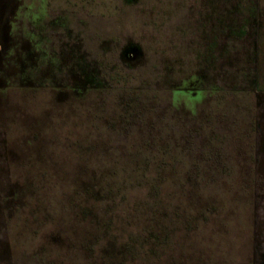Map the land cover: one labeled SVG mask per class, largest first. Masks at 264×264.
I'll return each instance as SVG.
<instances>
[{"label": "rangeland", "instance_id": "obj_1", "mask_svg": "<svg viewBox=\"0 0 264 264\" xmlns=\"http://www.w3.org/2000/svg\"><path fill=\"white\" fill-rule=\"evenodd\" d=\"M7 1L10 0H0V15L5 16L4 14H6L11 18L12 14L16 13L15 10L18 6L14 0L10 3H7ZM29 1L33 2L32 7L35 3H38L35 0H19L20 5L22 4L24 8L28 5ZM102 1L103 0H68V3H70V9L58 6V11L56 13L52 12L51 15L61 17L63 14L65 16L62 23L67 21L69 30H73L67 32V34L71 35L72 39L64 36L62 37L63 41H61L59 40V34L53 33L50 28L47 37L43 36L44 38L39 44L44 49L50 48L48 46L50 44L58 45L62 48H73L75 54L79 55V58L77 60L74 59L75 65L72 67L75 73L81 75L90 74L89 71L97 65V58H101L103 62H106L108 57L109 61L111 59V63H114L112 64L114 69L120 67L119 65L121 64L123 68L121 71L122 73L124 71L128 73L135 71L134 74L136 75L137 73L141 78L140 82H135L137 83L138 88L144 86L147 88L146 91H151L149 92L150 94H152L158 87V84H154L155 76H167L169 73L170 77L173 79V82H171L170 85L175 89L187 88L186 91H189L188 89L191 88L189 87L190 84H185L189 83L188 81H184L183 83H181V81L187 79L190 75H192L193 78L199 77V81L194 85V87L198 89H195L194 91L197 93L196 96L192 97L187 94L188 92L183 91L175 92V94L171 96H164L165 98L161 96L159 101L153 99L154 101L146 109L147 113L155 111L158 113L157 115L160 114L161 119H166L165 114L170 109H173V112L175 113H182L183 116L186 117L185 120L183 119V121L180 122L185 125V131L182 132V140H180L182 142L178 143L177 140H175V137L171 136L170 140H168V137H166L167 139L163 138L162 141L164 143L172 141V145L177 142L179 145H183V147H187V145H191L192 147V144L194 146H203L206 142L205 131L207 129L204 130L202 127L204 125L202 114L204 109L206 113L212 109V107L209 108V105L216 102L217 98L215 92L222 90L221 88L230 87L232 84L238 85L237 87H239V90L241 91H245L246 89L249 90L252 85L247 78L251 77L250 73L252 70L256 71L259 69L264 73V30L261 31L263 33L262 35L259 31V29L264 27V0H261L263 3L262 6H260V9H257L259 4L257 0H106L112 2V4L110 3V6L113 9V16L111 18L106 16L108 11H105V9L108 4H105ZM219 2H224V5H220ZM6 4L9 5L6 6ZM58 5H60L59 1ZM192 5L194 8L200 6V10L197 11L193 9ZM34 6L37 7V5ZM24 8L20 13L25 16L23 30L26 32L25 34H27L29 22L26 13L28 11H24ZM53 9L56 8H52V10ZM90 9L92 10L93 15H89L88 11ZM255 9L256 12L254 13ZM109 11L112 12L111 9ZM221 23H223V26ZM242 27L248 28L245 34L240 31ZM1 29L4 31H2V39L7 40L9 31L7 30L6 22L1 24ZM23 30L21 29V33H23ZM74 31H76L77 35L80 33L79 42L73 38L74 34H71ZM30 33L33 38H39L34 32L31 31ZM24 36L25 35L23 34V37ZM135 45L139 47L143 53L141 52L138 58L140 60V67L131 70L124 61V54L127 53L126 49L128 47ZM128 54L136 55L133 50H130ZM200 55L203 56L202 62L197 60ZM101 67L102 64L99 63V68L101 69ZM46 68L48 71L51 69L47 66H44L41 69L42 71H45ZM102 70L105 71V67H103ZM207 73H209V77L212 78V80L208 81V83L203 86L204 83H202L201 77ZM244 74L245 76H243ZM69 79L70 77L67 81H69ZM72 80L76 79L72 78ZM193 81L195 82V80ZM78 83H81V81H78ZM162 83L166 82L162 80ZM52 92L57 94L58 91L53 89ZM120 92L122 93L121 99L125 98L129 101L130 96H128L124 90H120ZM223 92L224 94L226 93V91ZM16 94L17 99L13 100V106L11 107L15 110V114L22 118V116H25L27 106L31 110L32 105H29V102L27 105L26 98L23 94L20 92H16ZM106 97L108 98L107 100L104 101L103 96L101 97L102 99L98 101L103 103L98 109L95 106L90 109V101L88 104L87 102L84 103V107H82L84 111L80 114L81 119L83 120L81 126L80 122L76 127L75 125L68 124V121L66 120V125L64 126L65 132L63 133L65 136H62V138L58 140L59 143H61V146L66 147L72 145L74 141H76L74 138L75 133L80 134L83 137V134L88 132L87 129L89 128L86 119L93 118L92 115H95V123L104 127L109 123L112 124V122L117 121V118H120L118 115L116 117L115 114L112 113L113 106H115V95L109 92ZM33 98H35V102L38 99L37 96ZM202 98H204L202 104L193 112L192 106L195 103H198V100H201ZM253 98H256V124L258 129L256 134L257 138L256 135L254 137V139L258 140V143H256V147H254L253 150L254 155H256L255 168L258 173H263L264 175V94L256 93V97L254 96ZM5 102L6 101L3 97H1L0 110L3 109L4 106L2 105ZM105 102L107 103L108 108L104 104ZM144 102H149V98L145 97ZM229 102L235 103V106L239 103L242 106V109L245 106L244 100H230ZM10 103L12 102H9V104ZM152 106H154V108ZM239 111L240 110H238V112ZM72 118H75V110ZM214 118H219L217 121V126L218 124L220 125L218 130L223 134L227 133L229 135L230 132H227V129H229L228 124L230 123V117H225V119L222 120L220 114L215 115ZM1 122L0 118V123ZM56 123H54V125H56ZM83 124L86 128L82 127ZM146 124L148 126L143 125L142 123V129L146 131V135L149 133L150 127H152L150 128V131L153 132L154 126H159L157 133L161 128L166 127V121H164L163 124H160L157 120H155V122L149 120ZM186 125H188V127H186ZM206 126H208V123H206ZM224 127L226 130L223 131L222 129ZM56 129L57 125L53 130H50L49 133L54 135V130ZM210 134H212V132ZM86 136L85 140L88 139ZM100 138L101 137L97 135L96 139L91 141V144L94 145L96 142H99L98 139ZM186 140H189V144ZM82 141L83 140H81V143ZM122 142L124 141L121 140L120 144H122ZM231 143L232 145L239 144L238 140H235V142L231 141ZM98 154L100 155L99 151ZM87 156V159L89 158L91 162L93 160L95 161L94 157H96V155L92 156V154H89ZM64 157L69 159L72 158V155L67 154ZM97 160L105 162L107 161V158L106 156L102 157L100 155V158L98 157ZM199 160H201V158ZM127 161L130 162L129 159ZM201 161L203 163V160ZM71 163L72 160L67 161L65 164L66 168L64 175L66 178H64V180L72 179L74 181L75 176L72 175L74 171L69 173L68 164ZM79 168L80 165L78 166L80 174L86 176V174H83ZM204 168L205 170L208 169L206 165ZM53 171H55V168H53ZM89 172H91V170L87 171V174ZM91 175H94L93 171L91 172ZM52 176L55 177L54 185H56L57 180L61 178H59L58 174H53ZM67 182L68 180L66 183ZM5 187L6 185H2L1 182L0 188L2 191L0 189V200L2 197L1 194L7 193V188ZM59 187L61 186L59 185ZM46 188L48 189L49 194H45V196H47L45 204L49 203L50 205L51 212L48 208L49 216L51 217V215H54V218L51 217V219L55 220V217L58 215L67 217L63 211L64 209H62L61 206H58L64 195V189H58V187L55 186L53 189ZM191 192H193L190 194V196H192L187 200V203L193 206L192 202H196L197 205L196 207L193 206L194 211L192 213H188V218H184L186 221H190V225L188 226L189 232L184 230L186 228H180L173 232L174 245L171 251L169 249L171 244L162 246L165 250L161 248V251H158V246H151L148 244L145 246V250L141 255L142 257H150L151 260L148 263H142L141 261L143 260L138 258L130 264H187L188 262L191 263L196 260L202 262V264H235L233 260L239 259V253L236 254V251L241 249V246L244 247L245 244L248 245L244 238L249 237L250 235V209L245 208L242 204L243 199L241 200V198H239V196L237 197L235 194H229L228 196L214 194L210 199H213L211 201L214 204L219 202V204H217L218 211L212 210L208 212L206 208L209 206V201H207L205 197L198 196L195 187H192ZM146 193L147 191L141 188L131 191L126 195L131 200V204H126L124 207V209L128 210L127 216L130 218L128 223L124 225L126 236L131 233H136L141 229L140 225L142 223H139L138 220L136 222L133 220L138 218L141 219L142 212L140 210L134 211V207L140 197L147 200L148 203H153L152 197L149 196V194L146 195ZM69 195L64 199L68 201L73 197H77L73 194ZM224 199L225 203H223ZM254 199L257 210L261 212L263 218L264 195H256L254 196ZM117 204L124 205L121 200H117ZM110 207L116 206L113 203ZM204 213L207 215L209 213L208 223L203 219ZM109 217L115 218L116 216L113 215ZM223 221L229 226L226 227L227 236L224 235V238H226V243L224 244L220 242L221 240L218 237L219 235L220 237H223L221 235L223 233ZM260 225L261 223L258 224V230L260 229ZM200 226L202 228L204 226L208 227L206 229L205 237L200 231ZM44 229L45 228H41L40 230ZM146 229L145 232H147L146 235L148 236L151 234V230L148 228ZM116 230L123 232L122 227H119L118 229L113 228L112 233L116 236ZM1 232L0 264H9L6 258H10V256L13 257V251L10 249L11 247L9 248L8 246L9 235L6 232L4 225L1 227ZM53 235L54 233H50L49 237L51 238ZM212 237H215L216 245L212 244L213 240H210ZM38 239L41 240V238ZM197 240L199 243H196ZM36 243L39 242L36 241ZM37 246L38 245H36V247ZM196 248L203 249L204 256L200 257V254L198 255V253H196ZM5 249H7L6 254L4 253ZM32 250L35 249L32 248L29 251ZM4 256L5 259L3 258ZM12 260L17 264H21L17 257H13ZM27 264L36 263L33 261L27 262Z\"/></svg>", "mask_w": 264, "mask_h": 264}, {"label": "flooded vegetation", "instance_id": "obj_2", "mask_svg": "<svg viewBox=\"0 0 264 264\" xmlns=\"http://www.w3.org/2000/svg\"><path fill=\"white\" fill-rule=\"evenodd\" d=\"M11 1H7V3ZM14 1L18 6L15 10L16 13L12 14L11 18L6 14H4L6 17L0 15V98L3 97L6 101L2 105L4 106L3 109L0 110L2 121L0 123V184L2 182V185L5 184V188H7V193L1 194L0 200V233H2L1 227L4 225L9 235L8 246L13 251V257H17L21 264L33 261L36 264H130L138 258L143 260L141 261L142 263H148L151 258L142 257L141 253L144 251L134 254L126 252V250L123 251L125 248H122V251L115 252L118 247L112 242L109 250L91 251L90 246H94L93 240L91 239L88 245L87 242L83 246V240L79 236L82 230L81 226L77 225L78 221L66 226L69 221L63 220L62 215H59L58 218L55 217L56 219L53 220L48 212L45 211L48 209V204H45L47 197L45 194H49L46 187L49 189L54 188V186L48 185L47 180H54L55 177L52 175L58 174L61 179H56L62 182L66 178L64 175L65 164L71 160L73 164L69 165V173L74 171L72 175L78 176L79 162L76 163L73 158L67 159L64 157L65 155H63L62 151L64 146H61L58 141L62 136H65L63 133L65 132L66 120L68 124L74 125L72 120L74 110L77 108L81 109L85 102L88 104L90 101L91 109L94 106L98 109L99 106L103 105L102 102H98L102 99L101 97L104 96L105 101L108 99L106 96L111 92L106 90L109 87L111 90L113 81H110L109 78L115 76L117 72L123 75L128 72H121L123 69L121 64L119 65L120 67L114 69L112 66L114 63H111V59L109 61L107 57L106 62L104 61L105 63L101 58H97V65L94 64L93 69L89 71L90 74L81 75L75 73L72 67L75 65L74 59L77 60L79 58L73 48H62L61 46L50 44L48 45L50 48L44 49L40 46L39 43L44 38L43 36L47 37L50 28L53 33L59 34V40L63 41L62 37L64 36L72 39L67 32L73 30H69L67 21L62 23L65 16L63 14L61 17L51 15L52 12L56 13L58 11V6L70 9L68 0H35L38 2L34 4L37 7L34 5L32 7L33 2L29 1L25 8L22 4L20 5L19 0ZM58 1L60 5H58ZM102 2L108 4L105 9V11H108L106 16L111 18L113 16V9L110 6L112 2L106 0ZM257 2L259 3L257 9H260L263 2L261 0H257ZM219 4L224 5V2H219ZM8 5L6 4V6ZM199 7L194 8L193 6V9L198 11L200 10ZM23 8L24 11H28L26 13L28 17L26 19L29 22L27 34L23 30L25 16L20 13ZM52 8L56 9L52 10ZM110 9L112 12L109 11ZM89 11V15H93L92 10L90 9ZM5 22L9 31L7 40L2 39L4 31L1 29V24ZM221 25L223 26V23ZM21 29L23 33H21ZM247 29L242 27L240 31L245 34ZM263 30L264 27L259 29L261 35ZM31 31L38 35L39 38H33ZM23 34L25 35L24 37ZM71 34H74L73 38L76 41H80V33L77 35L76 31H74ZM130 50H133L136 55H129ZM126 51L127 53L124 54L126 65L131 70L139 68L140 60L138 58L142 50L135 45L128 47ZM202 59L203 56L200 55L197 60L202 62ZM99 63L102 64L101 69L99 68ZM44 66L51 68L50 71L47 68L42 71L41 68ZM103 67H105V71L102 70ZM250 74L251 77L247 79L252 86L244 92L250 94L249 104L253 105L254 110L251 114L247 113L248 109L243 115L237 114L238 134L235 132L237 130H234L232 141L238 140L239 144L232 145L233 148L231 149L233 150V160L238 165L240 164L241 169L238 172L239 186L235 195L239 196L241 200L243 199L242 204L245 208L250 209L249 218L251 223L250 235L244 238L248 245L245 244L244 247L241 246V249L236 251V254L239 253V259L233 260L235 264H264V215L262 218L254 199L256 195H264V175L257 172L255 168L256 155L253 153L256 143H258V140L254 139L258 129L256 124V98L253 97H256V93L264 94V73L257 69L256 71L252 70ZM69 77L70 79L67 81ZM136 77H138L137 81L139 79L138 82H140L141 78L137 73ZM72 78L76 80H72ZM166 78L155 76L154 83L158 84L157 91H161L160 85L162 80H164L165 82L169 81L168 87L169 90H172L169 96L180 91L188 92L187 94L192 97L197 95L194 92L197 89L194 85L199 81V77L193 78L190 75L188 78L186 77L187 79L181 81V83L184 81L189 82L185 83L187 85L190 84L189 87L191 88L188 89L189 91H186L187 88L175 89L170 85L173 79L171 77ZM201 78L202 83H204L203 86L212 80L209 77V73ZM78 81H81V83H78ZM53 89L58 91L57 94L52 92ZM221 89L223 90V88ZM16 92H20L25 96L27 105L28 102L30 103L29 105H32L31 110L27 106L25 116L20 115L22 118L18 117L13 107H11L13 106V100L17 99ZM36 96L38 99L35 102L33 97ZM203 99H201L202 101L198 100V103L192 106L193 112L199 108ZM9 102L12 103L9 104ZM104 104L108 108L107 103L105 102ZM244 110L245 108L243 107L241 111ZM203 111L202 117L206 113L205 109ZM92 116V126L94 127L97 124L95 123V115ZM54 123H56L57 129L54 130L55 134L51 135L49 132L56 126ZM53 168H55V171H53ZM60 186L58 189L63 188V185ZM61 208L63 209V207ZM40 212L42 214H39ZM259 223L261 225L258 230ZM222 226L223 233L221 235L223 237H220V235L218 237L221 240L220 242L224 244L226 243V238H224L226 227L229 226L226 225L225 221L222 222ZM41 228L45 229L40 230ZM186 228L188 227L186 226ZM207 228V226L203 228L200 226V231L204 237ZM50 233H54L51 238L49 237ZM38 238H41V240ZM210 240H213L212 244L216 245L215 237ZM36 241L39 243H36ZM196 243H199V241L197 240ZM36 245L38 246L36 247ZM155 246H158V251H161V245ZM31 247L35 250L29 251L32 249ZM172 249L173 247H170V251ZM203 252V249L196 248V253L200 254V257L204 256ZM4 253H7V249L4 250ZM13 257L6 258L9 264H17L12 260ZM3 258L5 259V256ZM187 264H202V262L196 260Z\"/></svg>", "mask_w": 264, "mask_h": 264}, {"label": "trees", "instance_id": "obj_3", "mask_svg": "<svg viewBox=\"0 0 264 264\" xmlns=\"http://www.w3.org/2000/svg\"><path fill=\"white\" fill-rule=\"evenodd\" d=\"M135 76L134 72L124 75L117 72L115 76L109 78L113 82L111 90L110 87L106 90L107 92L111 91L115 98L117 96L116 99L114 98L115 106L112 111L116 117L117 115L120 117L117 118V121L109 123L106 127L98 124L93 127L92 119L87 118L88 132L84 133L83 137L75 133L76 141L72 145L62 147L63 155H72L73 160L76 163L79 162L80 171L86 176L77 170L78 176L74 178V181L67 179L66 183L65 179L62 182L57 181L54 185V180H47L50 186L63 185L64 195L62 203L60 202L58 206L63 207L67 217L62 215V219L69 221L66 226L78 221L77 225L81 226L82 230L79 236L83 240V246L87 242L88 245L91 239L93 240L94 246H90L91 251L109 250L111 242L118 247L115 252H120L122 248H125L123 251L126 250V252L134 254L143 252L148 244L151 246L171 244L172 248L174 245L173 231L190 225V221H186L184 218L189 215V212L192 213L197 205L196 202H192L194 207L187 203V200L192 196L190 194L193 193L191 192L192 187H195L198 196L205 197L209 201L210 204L208 203L209 206L206 210L210 212L218 211L217 204L219 202L214 204L211 201L213 199H210L214 194L233 195L239 186L238 172L241 169L240 164L238 165L233 160L231 141L234 130H237L235 132L238 134L237 114L243 115L247 109V113L251 114L254 110L253 105L249 104L250 94L239 90L238 85L233 84L223 88V91H226L225 94L222 90L216 91V102L209 105V108L212 107V109L203 116L204 125L202 127L204 130L207 129L205 131L206 142L203 146L192 144V147L191 145L183 147L178 144L182 142L180 141L182 132L185 131V125L180 123L186 119L182 113L178 114L170 109L165 114L166 119H161V115L159 114V117L155 111L146 112L154 100L159 101L161 96L163 98L166 95L169 96L168 94L172 91L168 87L169 81L161 82V91L156 89L150 94L151 91H146L147 88L145 89L144 86L138 88ZM162 77L168 78L170 74ZM120 90H124L130 96L129 101L125 98L121 99ZM145 97L149 98V102H144ZM229 99L244 100L245 110L241 111L242 106L239 103L235 106V103L229 102ZM152 107L154 108V106ZM82 109L75 110V118L72 120L76 127L79 122L81 126L83 121L80 115L84 111ZM220 114L222 120L225 117H230L229 129H227V132H230L229 135L218 130L220 125L217 126V121L219 118L215 119L214 116ZM149 120L154 122L157 120L160 124L166 121V127L161 128L157 133L159 126L155 125L153 132L150 131L152 128L150 127L149 133L146 135V131L142 129V123L148 126L146 123ZM82 127L86 128L84 124ZM222 130H226L225 127ZM211 132L212 134H210ZM97 135L101 137L98 139L99 142L91 144ZM85 136L88 137L87 140H85ZM171 136L175 137L178 143L172 145V141L169 143L162 141L163 138L167 139L166 137L170 140ZM81 140H83L82 143ZM121 140L124 141L122 144H120ZM186 142L189 144V140ZM98 151L102 157L106 156L107 161L97 160L98 157L100 158ZM89 154L96 155L95 161L91 162L89 158L87 159ZM200 158L203 163L199 160ZM128 159L130 162L127 161ZM205 165L208 167L207 170L204 168ZM89 170L93 171L94 175H91V172L87 174ZM141 188L147 191L146 195L149 194L152 197L153 203H148L142 197L137 200L134 211L140 210L142 218L133 221L138 220L139 223H142L141 229L126 236L124 225L130 218L127 216L128 210L124 207L126 204H131L130 198L126 195ZM69 194L77 197L67 201L64 198ZM117 200H121L124 205H118ZM113 203L117 208L110 207ZM223 203H225V199ZM48 208L51 212L49 203ZM49 210L45 211L49 214ZM113 215L116 217H109ZM58 216L56 217L58 218ZM203 219L208 223L209 213L208 215L204 213ZM91 225L92 227H90ZM119 227H122L123 232L116 230V236L112 230ZM146 228L151 230V234L148 236L145 232ZM186 229L184 230L188 232L189 228ZM162 249L165 250L163 247Z\"/></svg>", "mask_w": 264, "mask_h": 264}]
</instances>
